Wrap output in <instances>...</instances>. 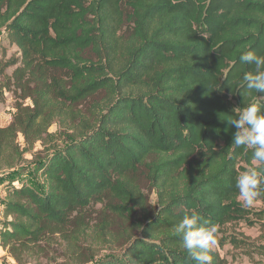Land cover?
I'll list each match as a JSON object with an SVG mask.
<instances>
[{
    "label": "trees",
    "instance_id": "1",
    "mask_svg": "<svg viewBox=\"0 0 264 264\" xmlns=\"http://www.w3.org/2000/svg\"><path fill=\"white\" fill-rule=\"evenodd\" d=\"M1 30L21 56L0 82V102L20 91L0 124V172L20 170L56 122L66 138L32 167L44 190L5 187L0 247L18 264H89L95 244L116 247L95 264H195L175 233L185 214L214 223L216 240L231 222L264 226V185L253 216L235 188L264 165L229 123L249 103L264 111L239 60L264 54V0H0Z\"/></svg>",
    "mask_w": 264,
    "mask_h": 264
},
{
    "label": "rangeland",
    "instance_id": "2",
    "mask_svg": "<svg viewBox=\"0 0 264 264\" xmlns=\"http://www.w3.org/2000/svg\"><path fill=\"white\" fill-rule=\"evenodd\" d=\"M21 53L17 45L12 43L9 34L5 30L0 31V82L2 81L3 74L12 75L16 65H10L12 58H20ZM20 91L16 88H12L10 91H5L4 97L0 102V124L7 126L13 119L16 113L17 95ZM28 104H31V100H27ZM49 132L52 134V138H46L43 141L37 142L24 154V159L21 163V169L19 167L0 172V220H3L2 216V199L5 197V187L11 185L12 182L20 183L26 180L30 185H33L39 190H44V185L35 179L33 173V165L37 161V158L47 157L48 150L54 147H63L66 144L65 135H63L62 127L59 122L53 124ZM20 143L25 147L24 140L21 137ZM257 163V162H256ZM144 190L149 195L152 204H156L157 195L155 190H151L148 184H144ZM250 215L262 209L263 203L259 198H256L252 206H245ZM101 208V204H96L91 208V212L94 216L98 214V210ZM255 218V217H251ZM95 220V219H94ZM2 226L0 225V229ZM213 247L217 250L225 259L226 264H264V249L257 247V244L264 245V226L261 220L254 221L251 225L245 220L231 222L221 228L219 232V239ZM116 245V244H115ZM113 245V246H115ZM116 250L111 246L94 245V254L92 262L89 264H95L100 259L108 255L110 252ZM0 258V264H18L14 258L8 255L7 251ZM60 253H54L53 258L42 259L33 261L27 264H72Z\"/></svg>",
    "mask_w": 264,
    "mask_h": 264
},
{
    "label": "clouds",
    "instance_id": "3",
    "mask_svg": "<svg viewBox=\"0 0 264 264\" xmlns=\"http://www.w3.org/2000/svg\"><path fill=\"white\" fill-rule=\"evenodd\" d=\"M242 64L253 66L243 75L244 87L248 92L264 93V54L255 50H244L239 56ZM229 123L236 129L232 143L236 147L251 150L252 159L264 165V111L256 103H249ZM264 178L257 167L239 173L235 188L242 206H252L261 195ZM217 228L214 223L197 212L185 214L176 224L175 233L180 236L182 246L188 251L195 264H211L209 254L216 245Z\"/></svg>",
    "mask_w": 264,
    "mask_h": 264
},
{
    "label": "crops",
    "instance_id": "4",
    "mask_svg": "<svg viewBox=\"0 0 264 264\" xmlns=\"http://www.w3.org/2000/svg\"><path fill=\"white\" fill-rule=\"evenodd\" d=\"M5 253L4 249L2 247H0V258L2 257V255Z\"/></svg>",
    "mask_w": 264,
    "mask_h": 264
}]
</instances>
